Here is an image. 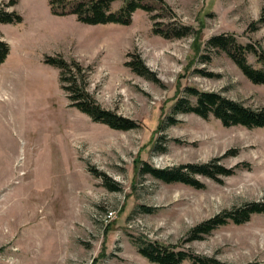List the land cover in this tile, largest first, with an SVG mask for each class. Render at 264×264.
Masks as SVG:
<instances>
[{"label":"rangeland","instance_id":"374dc122","mask_svg":"<svg viewBox=\"0 0 264 264\" xmlns=\"http://www.w3.org/2000/svg\"><path fill=\"white\" fill-rule=\"evenodd\" d=\"M78 1L0 0L23 16L0 23L11 47L0 64V264H158L140 253L142 239L227 264H264V212L189 239L219 213L264 203V127L173 110L178 98L195 101L187 86L264 108V83L206 47L225 34L264 49V23L253 26L264 0H143L153 11L139 8L127 24L84 22L72 12ZM173 24L196 33L154 31ZM133 54L159 82L127 64ZM47 55L80 62L101 106L139 125L115 129L73 105ZM248 60L261 65L252 52ZM216 158L234 172L196 174L202 188L141 171L144 161L171 168Z\"/></svg>","mask_w":264,"mask_h":264},{"label":"trees","instance_id":"16d2710c","mask_svg":"<svg viewBox=\"0 0 264 264\" xmlns=\"http://www.w3.org/2000/svg\"><path fill=\"white\" fill-rule=\"evenodd\" d=\"M14 1L12 0V3ZM114 1L116 0H80L74 4L72 12L76 13L80 20L91 24L109 22L127 24L130 22L131 14L137 9L153 11V6L143 2V0H124V5L119 12L112 11L111 5ZM152 18L155 19L156 14L152 15ZM22 21L23 16L19 12L8 10L4 4H0V23H20ZM258 23H264V11L259 20L253 24L254 28L258 27ZM154 31L165 37H183L196 33L194 27L183 24H173L171 28L155 26ZM206 47L225 51L250 80L256 83H264V49H259L252 43L239 42L236 37L225 34L211 36L206 42ZM10 49V44L0 33V64L7 59ZM249 52L256 56L257 61L261 64L259 67L249 62ZM133 55L132 60H129L127 64L138 74L159 82L157 75L145 64L142 57L138 54ZM203 59L205 60V58ZM45 61L60 69V82L68 92L73 105L90 115L93 120L106 123L110 127L120 130L132 129L139 125L134 119L101 106L87 88V75L80 62L75 59L68 60L62 55H47ZM186 92L187 95L195 97V101L192 102L188 97L178 98L173 106L175 112H193L204 118L214 115L226 126L264 127V108L253 109L220 92L202 90L194 86H187ZM167 117L169 121H175L172 115ZM141 169L142 172L150 173L164 182H183L197 188L204 187V184L196 174H203L220 180L221 175H230L234 172L233 168H228L220 163L219 158L212 162L185 163L171 168L156 167L144 161ZM106 183L111 189H120L118 184L109 182L107 179ZM146 209L152 210L150 207H146ZM261 212H264V203L254 201L234 211L219 213L195 227L189 239L201 238L202 235L230 220L237 224L244 223L251 218L252 214ZM139 251L148 260L158 264H183L185 260H189L191 264H227L212 257L201 256L183 249L177 250L166 244L147 242L143 239L140 240Z\"/></svg>","mask_w":264,"mask_h":264},{"label":"bare ground","instance_id":"6f19581e","mask_svg":"<svg viewBox=\"0 0 264 264\" xmlns=\"http://www.w3.org/2000/svg\"><path fill=\"white\" fill-rule=\"evenodd\" d=\"M1 83V82H0Z\"/></svg>","mask_w":264,"mask_h":264}]
</instances>
